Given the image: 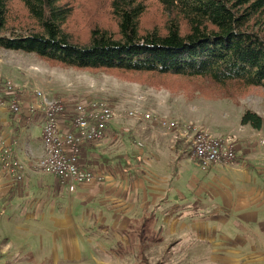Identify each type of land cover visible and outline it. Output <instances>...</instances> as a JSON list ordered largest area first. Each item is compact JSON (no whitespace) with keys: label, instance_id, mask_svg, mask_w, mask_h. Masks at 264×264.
Here are the masks:
<instances>
[{"label":"rangeland","instance_id":"obj_1","mask_svg":"<svg viewBox=\"0 0 264 264\" xmlns=\"http://www.w3.org/2000/svg\"><path fill=\"white\" fill-rule=\"evenodd\" d=\"M7 82L22 92V84L44 85L49 98L72 106L98 99L108 102L116 112L137 108L192 127L201 123L207 131L229 142L235 140L231 132L235 117L232 110L236 106L264 119V90L260 88L251 89L238 105L203 97L187 101L182 94L146 88L104 74L53 68L33 54L0 50V146L12 137L8 128H13L9 123L15 118L6 106ZM225 131L228 135L222 134ZM254 131L260 136L239 147L237 153L243 158L238 165L246 166L264 199V125ZM177 145L160 127H143L130 119L124 123L113 121L106 134V155L100 167L102 182L79 190L80 194L57 190L52 195L56 199H50L46 206L52 215L39 220L40 231L26 221L16 223L12 229L10 221H4V226L1 217L0 264H264V249L256 254L238 252L236 242L240 239L231 235L230 221H223V228L228 229L221 230L220 218H229L231 211L222 207L218 198L198 187H183L186 180L178 179L181 171L195 173L194 181L202 180L203 176L196 172L204 171L181 154ZM34 171L31 180L40 185L60 183L57 178ZM46 192L48 201V193L55 191ZM248 194L252 195L251 190ZM42 196L43 191L40 198H33V203L42 202ZM88 198L94 200V207L85 205ZM259 204L257 211L264 213V201ZM86 215L90 220L82 222L81 217ZM107 217H124L128 227L108 228ZM55 221L62 223L60 233L54 232V227H59ZM42 228L48 233L31 235L44 232Z\"/></svg>","mask_w":264,"mask_h":264},{"label":"trees","instance_id":"obj_2","mask_svg":"<svg viewBox=\"0 0 264 264\" xmlns=\"http://www.w3.org/2000/svg\"><path fill=\"white\" fill-rule=\"evenodd\" d=\"M0 50L238 105L264 90V0H0Z\"/></svg>","mask_w":264,"mask_h":264},{"label":"crops","instance_id":"obj_3","mask_svg":"<svg viewBox=\"0 0 264 264\" xmlns=\"http://www.w3.org/2000/svg\"><path fill=\"white\" fill-rule=\"evenodd\" d=\"M34 71L36 70H33V72ZM33 78H36V74H34ZM33 78L31 77V79ZM20 86H23V88H25V91H23L25 101H29V95L31 97L35 90L48 92L47 88L44 85L40 86L34 82L33 84H22ZM24 104L28 105L27 102H25ZM71 107L72 104H67V111L59 118V128L62 133H66L68 131V116L71 112ZM245 110L246 109H243L241 106H236L235 109L232 110L234 111L235 116L233 123L234 127L233 131L231 132L234 135L235 140L232 142V144L234 145V150L236 151V153L240 146H244L250 141L255 140L256 136H260L248 125L242 126L240 124L241 116ZM175 117L184 119L182 116ZM23 121L24 116L21 115L15 116L11 123H9L13 128H8V130L11 131L13 135L10 139H8V141L12 139L16 140L17 157L19 161L23 163L24 170L22 172V182H12L9 181V179H5L0 183V218L2 217L3 222L9 220L10 224H12V229L15 228L16 223L26 221L32 222L34 230L40 231V226L42 224H40L39 220L52 215V213H50V211L46 208L47 202H50V199H56L52 195H54L57 190H68L65 184L60 180V183H56L53 181L47 182L45 184L43 183L41 185L31 180L33 177L32 175L35 174L34 163L43 157V147L40 137L41 119L38 116L35 121H33L28 126H24ZM194 125L199 130L206 132L214 137H218L215 134L207 131V129L201 123H199V125ZM222 134L228 135V132L225 131V133ZM240 142L242 143L241 145L239 144ZM176 143L178 144V147H181L179 148V152L185 157L189 158V146L183 142ZM184 146H186L185 149ZM104 155H106V136L100 143L96 145H89L82 150L79 156V165L83 168H87L100 174V167L105 160L103 159ZM236 156L237 163L234 164V167L215 164L213 166H210L208 170H205L204 173L200 171L196 172L199 173L200 176H203L202 180L200 181H194L195 173H188L189 171L187 170L181 171L178 179L182 178L183 180H186L183 187L190 188V186H193V189L198 187L202 190L209 191L212 198H218L220 201V205L222 207H227L231 211L228 216L229 218H220L219 222H221V230L223 229L224 231H226L228 229V227L223 228V221H230L231 235L236 234V239H240L238 240V242H236V247L238 246V252L245 250L248 254H251L250 251L256 254L260 253L261 249H264V213L257 211L261 208L257 207L258 203L260 202L259 205H261L264 199L258 194L260 193L258 192V184L254 182L252 176L247 173L246 166H242L241 164L240 166L238 165L241 162V158H243V156L240 157V154L238 155V153L236 154ZM96 167L99 168L96 169ZM251 170L253 174V169L251 168ZM254 179L256 178L254 177ZM91 184H94V182L85 185H77L72 193H75L77 191V194H80L79 190L88 189ZM46 190L55 191L48 193L51 196V198H48V201L47 198H45V195L47 193ZM248 190H251V196H249ZM42 191L44 195L42 196V202L33 203L35 202L33 198H40ZM93 202L94 200H92L91 198L85 199L86 206L88 205L89 207H94V205H92ZM76 204H79L78 201L76 202ZM80 220L82 222L89 221L90 217L89 215H86L84 216V218L81 217ZM127 223L128 221L124 217H118L117 219L108 217L106 218V227H110L112 229L125 230L128 227ZM61 224L62 223L60 221H55V225H59V227L55 226L54 232L60 233L62 229ZM4 226H2V230L4 229ZM42 229L43 231H45L35 232L31 235H34V237H40L42 234L45 235L48 233L45 228ZM242 236L246 238L243 241L240 238ZM255 245L257 248L256 250L254 249ZM262 257L264 259V254Z\"/></svg>","mask_w":264,"mask_h":264},{"label":"built area","instance_id":"obj_4","mask_svg":"<svg viewBox=\"0 0 264 264\" xmlns=\"http://www.w3.org/2000/svg\"><path fill=\"white\" fill-rule=\"evenodd\" d=\"M4 94L8 111L14 116H24L23 125H30L39 116L41 119V142L43 157L34 163V169L52 175L63 182L68 192L77 185L100 183L103 176L79 165L82 150L100 143L113 121L124 123L134 120L145 127H160L175 141L189 146V158L205 171L215 164L230 166L237 163L234 145L227 138L214 137L195 126L180 121L175 123L155 113L134 108L116 112L104 100L87 99L75 103L68 116V131L62 133L59 118L67 111V104L46 93L35 90L25 101L19 88L7 82ZM27 102L28 105L24 103ZM127 132V129H122ZM264 143V141H262ZM138 146H141L138 143ZM24 165L16 153V140L0 146V183L5 179L22 182Z\"/></svg>","mask_w":264,"mask_h":264}]
</instances>
